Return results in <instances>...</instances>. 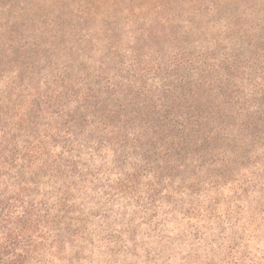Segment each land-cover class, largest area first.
I'll use <instances>...</instances> for the list:
<instances>
[{
	"label": "trees",
	"instance_id": "trees-1",
	"mask_svg": "<svg viewBox=\"0 0 264 264\" xmlns=\"http://www.w3.org/2000/svg\"><path fill=\"white\" fill-rule=\"evenodd\" d=\"M234 1L248 7L222 14L214 39L210 25L185 38L153 26L83 59L59 25H28L0 0V264L61 257L82 233L83 184L197 181L263 156L264 4Z\"/></svg>",
	"mask_w": 264,
	"mask_h": 264
},
{
	"label": "rangeland",
	"instance_id": "rangeland-1",
	"mask_svg": "<svg viewBox=\"0 0 264 264\" xmlns=\"http://www.w3.org/2000/svg\"><path fill=\"white\" fill-rule=\"evenodd\" d=\"M222 1L13 0L11 9L28 25H59L67 40L88 48L83 59H99L109 41L134 45L140 31L153 26L173 25L186 37L188 23L210 25L214 39L222 14L248 7ZM255 1L264 4L247 3ZM199 32L189 39L199 41ZM261 156H232L197 181L83 184L75 192L82 233L47 264H264V163L255 161Z\"/></svg>",
	"mask_w": 264,
	"mask_h": 264
}]
</instances>
